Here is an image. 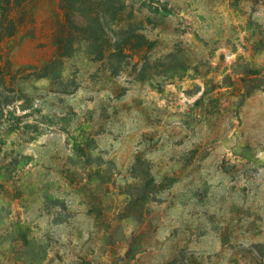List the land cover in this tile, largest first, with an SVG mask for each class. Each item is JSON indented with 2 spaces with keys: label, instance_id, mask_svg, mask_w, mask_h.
I'll list each match as a JSON object with an SVG mask.
<instances>
[{
  "label": "rangeland",
  "instance_id": "rangeland-1",
  "mask_svg": "<svg viewBox=\"0 0 264 264\" xmlns=\"http://www.w3.org/2000/svg\"><path fill=\"white\" fill-rule=\"evenodd\" d=\"M14 22L0 217L43 264H264V0H126L118 26L148 44L117 76L83 52L45 69L70 36L59 0H29ZM89 155L114 163L110 197ZM137 159L163 188L141 223H120L114 194ZM5 247L0 264L30 263Z\"/></svg>",
  "mask_w": 264,
  "mask_h": 264
},
{
  "label": "trees",
  "instance_id": "trees-1",
  "mask_svg": "<svg viewBox=\"0 0 264 264\" xmlns=\"http://www.w3.org/2000/svg\"><path fill=\"white\" fill-rule=\"evenodd\" d=\"M28 1L0 0V43L3 38L15 33L14 17ZM59 5L70 36L65 41L59 58L48 64L46 70L52 69L63 58H70L83 52L92 61L101 63L109 72L117 76L127 68L133 67L135 55L147 47L146 37L139 33L140 27L132 25L125 29L118 26L119 19L126 10V0H59ZM4 73L5 69L0 63V122L3 121L6 106L9 105L4 94L12 92ZM49 76L46 71L41 78ZM142 76L147 78L144 74ZM60 77L61 73L58 72L56 78ZM93 159L94 155H89L86 164L94 166L95 186L102 198L110 197L111 194L105 189L111 180L107 166H114V163L106 162L100 156ZM16 166H21V163ZM131 177L135 183L126 191L114 194L118 200L123 198L126 201L122 211H114L120 223L129 221L141 223L146 206L159 200L157 195L163 188L162 184L156 182L150 168L141 159H137L134 163ZM0 239L5 240L0 247L6 246V251L26 256L30 263L24 262L25 264H43L47 260L48 255L42 250L41 245L30 237L28 229L22 223L11 222L10 214L6 219L0 217ZM19 243L24 246L22 251L16 249V244Z\"/></svg>",
  "mask_w": 264,
  "mask_h": 264
}]
</instances>
